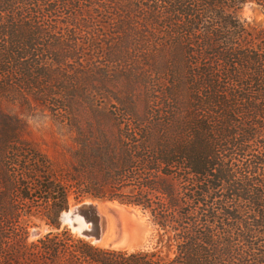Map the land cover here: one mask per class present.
Wrapping results in <instances>:
<instances>
[{
  "label": "trees",
  "instance_id": "obj_1",
  "mask_svg": "<svg viewBox=\"0 0 264 264\" xmlns=\"http://www.w3.org/2000/svg\"><path fill=\"white\" fill-rule=\"evenodd\" d=\"M246 5L264 15V0H0V264H264V22ZM3 101L77 131L64 166ZM71 194L145 211L154 245L59 228ZM31 214L50 230L28 241Z\"/></svg>",
  "mask_w": 264,
  "mask_h": 264
},
{
  "label": "rangeland",
  "instance_id": "obj_2",
  "mask_svg": "<svg viewBox=\"0 0 264 264\" xmlns=\"http://www.w3.org/2000/svg\"><path fill=\"white\" fill-rule=\"evenodd\" d=\"M239 15L245 18L247 21L255 19L256 21L264 22V15L254 6H244L240 11ZM105 91L101 95V108L105 109L110 104L117 102L112 99L107 93V90H111L114 93L119 94L125 89L124 80L117 78L112 83H104ZM138 92V89H136ZM135 105L138 113H142L143 101L137 99ZM1 109L4 113L19 119V133L21 137L30 140L39 149L46 153L55 164L64 166L69 158V150L74 145L73 138L78 134L76 130H69L64 124L57 122L54 116L50 112L40 105L32 102L31 106L20 104L19 102L3 101L1 103ZM72 113L78 119L86 116L85 108L78 104L73 103L71 106ZM84 133V132H81ZM83 204L95 205L101 216L105 220V229L99 240H95L93 237V230H91L90 224L82 223L83 219ZM136 209L132 205L120 204L116 200L106 199H95L91 197H85L79 201L69 196L68 208L61 212L60 220L62 226L66 225L74 234L80 235L79 228H85L92 236H83L92 241L95 244L101 246H108V244L115 238L123 236V242L115 248L135 249V248H147L152 247L155 243L154 229L151 222L148 219V215H140V219L148 224L150 231L152 232V238L149 243H144L140 239V226L129 216V210ZM77 213V219L71 221H63L62 216ZM23 222L27 223L28 237L27 240L31 241L45 232L49 231L50 228L44 223V221L38 215L31 214L29 217H24Z\"/></svg>",
  "mask_w": 264,
  "mask_h": 264
},
{
  "label": "water",
  "instance_id": "obj_3",
  "mask_svg": "<svg viewBox=\"0 0 264 264\" xmlns=\"http://www.w3.org/2000/svg\"><path fill=\"white\" fill-rule=\"evenodd\" d=\"M136 207V206H135ZM82 210L84 212V216L82 219V223L84 224H90L91 230H93V237L95 240H99L102 236V233L105 229V220L101 216V213L99 212L98 208L95 205L92 204H83ZM141 213L143 216L146 215V212L141 210L140 208L136 207L134 210H129V216L135 220L139 226H140V239L144 243H149L152 238V232L150 231V228L145 221H142L140 219L139 213ZM77 213H71L67 216L63 214L62 219L63 221H71L72 219H77ZM62 227V223L59 228ZM79 233L82 236H92V234H89L85 228H79ZM123 242V236L117 237L113 239L109 244L108 247L115 248L118 247Z\"/></svg>",
  "mask_w": 264,
  "mask_h": 264
}]
</instances>
